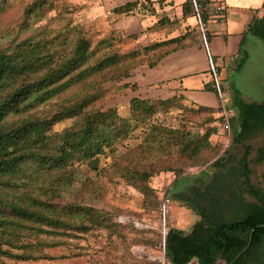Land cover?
<instances>
[{"label": "trees", "instance_id": "1", "mask_svg": "<svg viewBox=\"0 0 264 264\" xmlns=\"http://www.w3.org/2000/svg\"><path fill=\"white\" fill-rule=\"evenodd\" d=\"M146 1H127L116 6L113 12L130 16ZM49 4L50 0L36 1L27 9L26 16L31 17ZM5 9L6 1L0 0V14ZM191 14L192 1L187 0L184 17ZM246 32L264 41V14L255 17ZM246 36L236 66L238 70L247 61L243 49ZM125 37L135 38L134 35ZM201 38L199 29L195 28L127 54L114 52L103 57L97 56L99 45L94 48L92 39L83 33L78 34L68 53L57 59L47 52L46 43L31 39L21 41L11 51L0 50V175L24 174L31 183L52 178V182L38 184L37 190L43 196L31 192L26 203L0 196V255L25 258L11 253L10 247H15L14 244L21 248L40 247L62 244L95 229L107 230L113 237L121 236L122 228L129 224V228H136L131 221L115 219L106 210L84 201L64 200V197L67 188L76 181L80 164L87 163L92 170L100 171L102 158L112 153L111 140L119 143L133 139L140 127L142 135L138 136L141 140L136 151L130 157L114 160L115 172L144 195L143 207L150 210H156L161 200L150 180L162 172H174L176 178L170 196L198 216L189 232L170 228L165 239L166 263L191 264L196 259L197 264H264V189L251 180V163L264 164V144L254 149L247 143L264 130V99L248 102L237 87L231 86V108L226 103L225 108L227 114L232 112L228 114V127L233 140L217 158L214 157L223 144L212 141L219 130L214 124L218 120L215 113H220V122L226 117L213 75L205 88L216 92L217 107L190 108L180 102L181 95L168 99L134 97L129 101L130 116L126 117L117 108L106 111L89 108V97H83L73 104L61 105L53 113L7 122L8 117L49 102L106 67L121 64L124 59L146 55L147 65L154 67L166 55L193 46ZM114 39L115 34L99 44L114 49ZM134 86L138 85L134 83ZM177 105L183 110L178 126L168 125L159 118V113L166 114ZM201 115L207 116L202 122ZM65 119H73L72 124L61 131L54 130L55 124ZM200 125L202 130L194 129ZM235 144L244 147L238 161L232 152ZM204 165L198 178L213 170L210 182L193 185L190 191H187L189 187L180 190L179 181L191 176L186 174L187 168ZM153 233L159 241L163 239L161 230ZM43 235L55 239L45 241L41 238ZM30 238L34 240L25 244ZM4 245L7 247L3 248Z\"/></svg>", "mask_w": 264, "mask_h": 264}, {"label": "rangeland", "instance_id": "2", "mask_svg": "<svg viewBox=\"0 0 264 264\" xmlns=\"http://www.w3.org/2000/svg\"><path fill=\"white\" fill-rule=\"evenodd\" d=\"M5 1L6 9L0 14V50L11 51L21 41L31 39L46 43L47 52L55 55L57 59L68 53L79 33L90 37L94 48L99 45L97 56L100 57L114 52L121 55L127 54L137 50H132L134 45L141 44L140 39L118 34L116 40L113 41L114 49L100 46L99 42L102 39L109 38V36L104 37V34L102 35L100 27L105 24L104 14L109 9L110 0H50L48 6H44L31 17L26 16L27 9L38 0ZM243 49L247 55V61L240 70L236 69V66L241 58V53L232 63H227L226 67L219 72V78L223 79L221 83L225 103L229 108H231L232 85L240 90L242 97L248 102H261L264 99V41L256 35L249 34ZM146 66V55L139 54L124 59L121 64L106 67L90 78L72 86L61 95L52 98L49 102L30 108L24 114L8 117L7 122H14L30 115L53 113L61 105L73 104L83 97H89L91 101L89 108L102 111L117 108L122 116L129 117V101L142 95L139 93V87L134 86L133 77L138 68ZM180 102L190 108H196L193 104ZM182 113L181 106L177 105L172 107L170 112L166 114L161 112L158 116L166 124L178 126ZM229 113L232 115V112L229 111ZM206 117V115H201L199 120L202 122ZM215 117L218 120L214 124L218 126L219 130L216 135L212 136V141L214 144H223L220 153L214 157L217 158L232 144L233 133L228 127V119L220 122V113H215ZM72 122L73 119L62 120L55 124L54 130L61 131L70 126ZM194 129L202 130L203 128L200 125ZM140 135L142 134L139 127L133 139L119 143L112 139V153L106 158H102L100 171L92 170L87 163L80 164L76 170V181L67 188L68 193L64 200L84 201L96 208L106 210L115 219L131 221L130 223L135 226L137 222L149 223L153 221L157 223L156 229L147 231L137 226V229L134 227L131 229L129 224L127 228H122L121 236L111 237L107 230L95 229L62 244H47L40 247L34 245L32 248L30 246L21 248V246L14 244L15 247H10L11 253L23 255L25 258L0 255V264H152L137 258L138 256L134 253L137 246H152L154 249H161L165 253L162 247L163 240L159 241V238L153 233L161 229L159 205L156 210L144 208V195L119 177L115 172V167L112 166L114 160L133 155L136 151V145L141 140V137H138ZM247 143L252 145L254 149L264 144V130L249 139ZM232 152L236 156L235 161H238L244 154L243 145H233ZM205 167V165L188 167L186 174L191 176L184 177L179 181L180 190L189 187L187 191H190L193 185L209 183L213 170L210 171L209 175L198 178ZM251 168L253 170L252 182L264 189V164L251 163ZM175 178L174 172H162L152 178L150 184L161 197L163 191L172 185ZM37 182L31 183L24 174L20 176L0 175V196L11 201L26 203L29 201L31 192L43 196L42 191L37 190L38 184L52 182V178L39 179ZM247 198L250 199V196L247 195ZM184 207L186 206L178 200L172 201V213L168 219L169 227L172 225V221H175L174 226L187 229L198 220V216L193 212L182 213ZM41 238L49 242H53L55 239L54 236L46 237V235ZM151 239H154L155 244L152 243ZM29 240L34 239L25 240V244L29 245ZM157 246L160 248H156ZM6 247V245L3 246V248ZM140 252L142 253V251ZM30 254L33 256L30 257ZM167 264L171 263L167 261ZM191 264H197L196 260ZM219 264H223V262Z\"/></svg>", "mask_w": 264, "mask_h": 264}, {"label": "crops", "instance_id": "3", "mask_svg": "<svg viewBox=\"0 0 264 264\" xmlns=\"http://www.w3.org/2000/svg\"><path fill=\"white\" fill-rule=\"evenodd\" d=\"M127 1L134 0H110L109 9L104 14L105 18L103 17L105 24L100 27V32L104 37L113 34L134 35L140 39L141 44L134 45L132 50L175 38L198 28L193 14L184 17V4L187 0H147L130 16H118L113 12L116 6ZM263 3L264 0H210V8L214 5L224 7L222 11L210 9L206 16L210 27V50L219 72L240 54L244 36L249 35L246 34V27L255 17L264 14ZM133 78L139 87V93L142 94L139 96L141 98L168 99L181 95L185 103L218 106L216 92L205 88L212 79V73L201 41L166 55L154 67L147 65L138 68ZM181 212L192 211L184 207ZM174 223L175 221H172L170 228L176 227ZM195 223L182 230L189 232ZM135 224L147 231L157 228V223L153 221ZM134 253L137 258L152 264H167L161 249L139 245Z\"/></svg>", "mask_w": 264, "mask_h": 264}, {"label": "built area", "instance_id": "4", "mask_svg": "<svg viewBox=\"0 0 264 264\" xmlns=\"http://www.w3.org/2000/svg\"><path fill=\"white\" fill-rule=\"evenodd\" d=\"M191 1H192L193 15L197 21V27L202 36L201 44L206 50L210 71L213 75V78L216 83V89L219 93V101H220L221 106L224 108L225 117L226 119H228V114L225 108L224 95L222 92L219 74H218V68L214 62L213 55L210 50V27H209V22L206 18L210 9H216L218 11H222L224 7L223 5H216V6L214 5L213 8H210L211 7L210 0H191ZM172 185L168 186L163 191V194L161 195L160 204H159V213H160V218H161V229L160 230L163 236L162 247L164 251H165L166 235L170 230V227L168 225L169 224L168 219L171 216V212H172L171 206H172L173 199L170 196L169 192L172 188Z\"/></svg>", "mask_w": 264, "mask_h": 264}, {"label": "water", "instance_id": "5", "mask_svg": "<svg viewBox=\"0 0 264 264\" xmlns=\"http://www.w3.org/2000/svg\"><path fill=\"white\" fill-rule=\"evenodd\" d=\"M164 255H165V253H164Z\"/></svg>", "mask_w": 264, "mask_h": 264}]
</instances>
